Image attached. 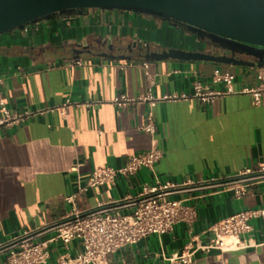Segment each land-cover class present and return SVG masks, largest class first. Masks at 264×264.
Listing matches in <instances>:
<instances>
[{"label": "crops", "instance_id": "obj_1", "mask_svg": "<svg viewBox=\"0 0 264 264\" xmlns=\"http://www.w3.org/2000/svg\"><path fill=\"white\" fill-rule=\"evenodd\" d=\"M140 41L158 52L216 53L158 19L93 10L0 37L2 98L12 115H27L22 122L0 127V247L65 220L73 208L66 198L78 193L94 171L120 168L154 145L163 158L153 171L143 169L89 189L79 194L76 208L85 213L124 205L123 212L130 213V203L158 180L181 187L170 198L193 208L195 219L120 249L108 257V264H172L170 259L188 245L208 244V230L223 219L264 210V181L249 183L241 198L217 186L264 166L261 70L203 61H149L130 53L129 45ZM111 43L127 50V58L102 57L96 51ZM85 47L89 49L81 55L74 53ZM216 72L234 76L231 93L224 82H216ZM149 117L154 135L144 131ZM250 224L242 250L200 251L193 264H264V219ZM53 236L47 232L32 242ZM48 251L46 264H59L76 259L83 247L78 241L55 242ZM8 257L9 252H1L0 264H9Z\"/></svg>", "mask_w": 264, "mask_h": 264}, {"label": "built area", "instance_id": "obj_2", "mask_svg": "<svg viewBox=\"0 0 264 264\" xmlns=\"http://www.w3.org/2000/svg\"><path fill=\"white\" fill-rule=\"evenodd\" d=\"M76 64L81 65V62ZM260 70L259 80L264 84V68ZM215 79L216 82H224L229 93L233 91L231 86L235 80L234 76L219 75L216 72ZM2 83L3 79L0 78V86ZM197 90L201 91L199 88ZM255 97L259 102L258 93H255ZM150 100L152 104L155 102L153 99ZM0 113V127L22 122L27 118V115L14 116L10 113L1 91ZM144 131L150 135L155 134L151 117ZM162 158L163 152L154 145L149 152L132 157L120 168L107 167L94 171L78 193L66 198V202L73 208L65 220L11 241L0 247V253L9 252V264H46L49 259V243L61 242L68 245L72 241H78L83 247V253L74 260L63 259L59 264H68L72 261L78 264H108V257L124 247L135 245L149 236L170 233L177 224L192 223L195 219L193 208L170 198L181 187L169 183L162 185L158 180L155 187L145 188L141 195L130 203L129 206L133 207L130 213L123 212L128 207L124 205L102 206L85 213L76 208L79 194L92 188L114 184L119 177L134 176L143 169L153 171ZM260 181H264V166L256 172L248 170L237 179L219 181L217 186L225 191H233L236 197L241 198L245 195L249 183ZM259 218L264 219V210L241 211L233 214L208 230L212 235L208 244L201 247L190 244L180 254L174 255L170 261L172 264H193L195 255L200 251L238 252L245 247L242 236L252 231L251 221ZM47 232L54 234L49 241L32 242L35 236Z\"/></svg>", "mask_w": 264, "mask_h": 264}, {"label": "water", "instance_id": "obj_3", "mask_svg": "<svg viewBox=\"0 0 264 264\" xmlns=\"http://www.w3.org/2000/svg\"><path fill=\"white\" fill-rule=\"evenodd\" d=\"M90 10L147 16L173 29L178 24L185 25L195 39L206 35L213 44L200 41L216 51L213 54L205 49L171 48L158 52L145 41L129 45L130 53L137 52L145 60L175 59L264 68V0H0V37L25 31L58 16L73 13L82 16ZM110 47L113 49L112 43ZM88 49L74 53L81 55ZM101 56L110 57L106 53ZM242 56L248 60L238 58Z\"/></svg>", "mask_w": 264, "mask_h": 264}, {"label": "flooded vegetation", "instance_id": "obj_4", "mask_svg": "<svg viewBox=\"0 0 264 264\" xmlns=\"http://www.w3.org/2000/svg\"><path fill=\"white\" fill-rule=\"evenodd\" d=\"M73 14H76V13H73ZM72 14H70V15H66V16H71ZM112 48L113 49H111V47H110V45H105V46H103L102 48H98V49H96V51L97 52H102V53H106V54H108V55H126L127 54V50H123V51H119V49L118 48H116L114 45H112ZM95 50V49H94ZM129 50H130V48H129ZM238 58H240V59H245V56H242V57H238Z\"/></svg>", "mask_w": 264, "mask_h": 264}, {"label": "trees", "instance_id": "obj_5", "mask_svg": "<svg viewBox=\"0 0 264 264\" xmlns=\"http://www.w3.org/2000/svg\"><path fill=\"white\" fill-rule=\"evenodd\" d=\"M178 28L184 29V30H185L187 33H189V34H193V32H192L187 26H185V25L178 24ZM200 39H201V40H204V41L207 42V43H211V44H213L212 41H210V40L206 37V35H201V36H200ZM213 46H215V45H213Z\"/></svg>", "mask_w": 264, "mask_h": 264}, {"label": "rangeland", "instance_id": "obj_6", "mask_svg": "<svg viewBox=\"0 0 264 264\" xmlns=\"http://www.w3.org/2000/svg\"><path fill=\"white\" fill-rule=\"evenodd\" d=\"M183 32H186L184 29H181Z\"/></svg>", "mask_w": 264, "mask_h": 264}]
</instances>
